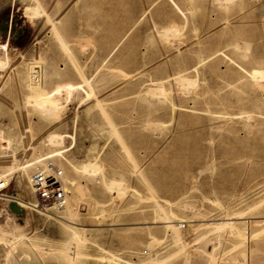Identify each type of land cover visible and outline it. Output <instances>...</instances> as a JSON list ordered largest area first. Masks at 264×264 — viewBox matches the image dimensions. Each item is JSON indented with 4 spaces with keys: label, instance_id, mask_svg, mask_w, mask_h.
I'll return each instance as SVG.
<instances>
[{
    "label": "rangeland",
    "instance_id": "obj_1",
    "mask_svg": "<svg viewBox=\"0 0 264 264\" xmlns=\"http://www.w3.org/2000/svg\"><path fill=\"white\" fill-rule=\"evenodd\" d=\"M0 61V264H264V0H0ZM43 158L70 215L11 211Z\"/></svg>",
    "mask_w": 264,
    "mask_h": 264
},
{
    "label": "bare ground",
    "instance_id": "obj_2",
    "mask_svg": "<svg viewBox=\"0 0 264 264\" xmlns=\"http://www.w3.org/2000/svg\"><path fill=\"white\" fill-rule=\"evenodd\" d=\"M225 3H230L232 0H223ZM179 7V6H178ZM176 8V9H178L179 11H181V9L180 8ZM31 10V9H30ZM33 12V11H32ZM26 13H28V11H26ZM31 14V13H30ZM33 14V13H32ZM32 14L30 15V16H32ZM27 15H29V14H27ZM34 15V14H33ZM44 15V14H43ZM51 28V27H50ZM76 42V41H75ZM78 43V42H77ZM4 47V46H3ZM1 62V61H0ZM29 65V64H28ZM0 66H1V63H0ZM32 68H30V73L28 74V80H27V88L28 89H30V90H33V91H35L37 94H31L32 96H34L35 97V99H34V97H33V99L29 96L28 98H31L32 100H33V103H34V101L37 99V100H39V99H42V95L44 94V89H42L43 88V86L41 85V81H40V76L38 75L39 73L38 72H36V71H34L33 69L34 68H36V67H33V65L31 66ZM250 75H251V80H252V82H253V85H255V87H263L264 88V85L262 84V82L264 81V72L262 71V70H254L253 72H251L250 73ZM176 82V85L177 84H179L180 86H183V87H185V88H195V86L197 85L196 84V82H193V81H191L190 80V78H184L183 80L181 79V78H179L178 80H175ZM174 82V81H173ZM82 84H84V85H89V79L87 78L86 80H84V82L82 83ZM77 85V84H76ZM64 86H65V84H64ZM64 86H61V87H57V91L56 92H62V91H65L66 92V94H67V92H69L68 90L70 89V88H68V87H64ZM70 86H72V84L70 85ZM78 86V85H77ZM177 87V86H176ZM75 88V87H74ZM78 88V87H77ZM73 91H74V89H73ZM55 92V93H56ZM65 92H63V93H65ZM54 93V92H53ZM55 93H54V95H55ZM57 94V93H56ZM59 94H61V93H59ZM73 94V93H72ZM89 95H91L90 93H89ZM43 96H45V95H43ZM62 96V95H61ZM63 96H64V94H63ZM90 97V96H89ZM93 97V96H92ZM39 101H41V100H39ZM42 101H43V99H42ZM42 101H41V103H42ZM36 102H38V101H36ZM35 102V104H37ZM40 103V102H39ZM38 103V104H39ZM96 104V103H95ZM247 116V115H246ZM74 134V133H73ZM62 137L61 136H58V135H56V134H50L46 139H45V142L47 143V145H51V146H56V145H60V144H62ZM8 143V146H9V144H10V142L8 141L7 142ZM60 155H62V153H57V154H55V152H52V155H49V158H53V157H55V156H60ZM44 159L45 158H43V160H35L34 162H26V163H24L21 167H20V169L21 170H23V172H25V173H27L28 174V176H29V183H30V187H31V189H32V185H31V183H32V171H33V169L35 170L36 169V171L37 170H42V171H44V170H46V168H47V166L49 165V164H51L52 166H55L51 161H49V160H47V161H45L44 162V165L42 164V162L44 161ZM67 164H68V166L71 168V169H74L75 171H77L78 172V169L77 168H75L73 165H72V163H70L69 161H67ZM36 165H40L41 167H39V166H37V168H36ZM56 167V166H55ZM9 168H8V166H4V167H1L0 168V179H1V182H2V185H3V188H4V190L7 188V186L8 185H6V182L4 181V179L7 177V173H8V170ZM92 169H97L96 168V166H84V169H83V172L85 171H90V170H92ZM35 171V172H36ZM82 172V173H83ZM35 174V173H34ZM33 174V175H34ZM62 174H63V171H62ZM62 183H63V186H64V189H66V191H67V194L69 193V191H70V188L69 187H71L72 185H73V183H72V181H69V180H67V177L66 176H62ZM33 190V189H32ZM5 194L3 193V194H0V199L2 200V201H4L3 199H2V196H4ZM33 195H34V190H33ZM14 199V198H13ZM34 199H35V195H34ZM15 200H16V198H15ZM17 201V200H16ZM18 202V201H17ZM17 202H14L13 201V203L11 204V211H13L14 213H23L24 211H25V208H27V209H31V210H35V211H37V212H40L39 210L40 209H36L35 208V205H32V204H29V203H27V202H22V203H17ZM81 208V210H82V212L83 211H86V213H84L85 215H86V218L87 219H89L88 218V216H90L91 214L90 213H88V208L86 207V204L85 205H82V202H78V204H77V210L78 209H80ZM71 203H68V198H66V202H65V204H64V207H63V209H61V210H54V212H61L62 211V213H66L67 215H70V212H71ZM48 210H53V209H48ZM42 211V210H41ZM46 211V210H45ZM45 211H43V212H45ZM46 213H48V211L46 212ZM231 220H235L234 218L233 219H230V222L229 223H227V222H225L226 224H231L232 226H233V223H231ZM165 221H166V218H165ZM191 222V221H190ZM189 222V223H190ZM71 223V222H70ZM177 222H175V221H166L164 224L166 225V227L167 228H169V229H172V230H175V229H181V231H182V229H183V226H181V225H177L176 224ZM246 224H248L249 225V222H245ZM251 224V223H250ZM190 225V224H189ZM229 225H226L225 227H228ZM191 227H192V225H190ZM185 227V226H184ZM235 227V225L233 226V228ZM186 228V227H185ZM214 229H216V230H221L220 229V227L218 226V225H216L215 227H214ZM228 229H229V227H228ZM232 229V228H231ZM219 233V232H218ZM174 235H175V232H174ZM150 245V244H149ZM207 255V254H206ZM155 260V259H154ZM150 261V260H149ZM147 263H149V262H147Z\"/></svg>",
    "mask_w": 264,
    "mask_h": 264
},
{
    "label": "built area",
    "instance_id": "obj_3",
    "mask_svg": "<svg viewBox=\"0 0 264 264\" xmlns=\"http://www.w3.org/2000/svg\"><path fill=\"white\" fill-rule=\"evenodd\" d=\"M2 146L3 144L0 143V147ZM62 176V171L51 164L47 166L46 170H37L35 172L32 176L31 185L34 190L36 209L42 211L63 209L67 198V191L64 189ZM4 192L5 190L0 179V194Z\"/></svg>",
    "mask_w": 264,
    "mask_h": 264
}]
</instances>
